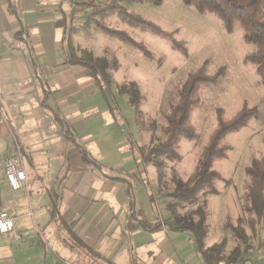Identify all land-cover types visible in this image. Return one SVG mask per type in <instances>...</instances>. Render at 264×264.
<instances>
[{
  "label": "crops",
  "instance_id": "1",
  "mask_svg": "<svg viewBox=\"0 0 264 264\" xmlns=\"http://www.w3.org/2000/svg\"><path fill=\"white\" fill-rule=\"evenodd\" d=\"M88 1L0 0V163L14 153L31 158L29 171L22 162L26 188L15 192L0 164V209L22 237L31 225L15 220L31 218L45 239L38 244L54 252L51 264H205L188 233L151 219L154 192L121 132L124 118L105 82L72 62L68 31ZM140 221L162 223L130 229Z\"/></svg>",
  "mask_w": 264,
  "mask_h": 264
},
{
  "label": "rangeland",
  "instance_id": "2",
  "mask_svg": "<svg viewBox=\"0 0 264 264\" xmlns=\"http://www.w3.org/2000/svg\"><path fill=\"white\" fill-rule=\"evenodd\" d=\"M97 1V0H96ZM111 2L112 0H99ZM88 9L83 12L86 16L91 12L92 2L88 1ZM127 11H132L141 17L159 25L165 31H175V38L185 42L188 50L187 57L170 47L169 41L156 35L128 27L115 15L104 16L101 20L106 27L125 30L137 41L144 43L153 54V60L143 56L138 50L107 36L101 30L85 28V16L76 18L72 25V49L80 56V48L91 52L94 58L112 56L118 61L116 71L109 70V84L105 82V89L114 105L116 112L125 120L122 133H126L132 150L139 160L142 152L163 139L162 129L166 125L165 115L169 106L177 101V93L189 72L198 69L206 63L207 73L213 75L220 68H224V75L215 85H205L200 89L201 102L191 114V124L196 131L193 140L181 139L178 145L179 161H165V183L158 187L154 168L144 166L148 190L154 192V205L152 220H171L170 202L164 196L173 184L171 178L179 177L183 182H188L197 164L199 153L216 125V109L221 108L224 117L230 119L241 108L243 103L248 107L256 108V117L251 118L245 126L229 133L224 142L229 146L226 158L215 161L213 169L218 171L227 182H218L217 195L201 194L200 199L193 204H184L171 207L180 216L196 209L206 203L207 223L209 231L204 241L205 247L213 244H223L222 254L227 257L239 248L240 255L236 262L228 264H264V220L255 214L246 212L243 199L245 184L247 182L244 169L253 157L260 158L264 155V96L259 77L254 66L244 64V55L253 47L246 45L241 36V28L236 23L232 33H226L220 20L213 14L198 13L193 7L183 4L182 0H163L159 6L148 2L123 3ZM85 9V8H84ZM264 10V8H263ZM74 60V59H72ZM134 81L137 83L142 95L140 109L155 120L154 131L142 130L133 114L129 104V96L118 91L120 84ZM5 126V125H4ZM24 168H31L28 152L21 153ZM142 181L143 177L140 176ZM37 179L35 180L36 184ZM39 184V183H38ZM27 198L24 202H27ZM21 202V200H20ZM4 210L5 209H0ZM165 210L168 213L162 214ZM8 212V211H7ZM9 213V212H8ZM10 214V213H9ZM11 215V214H10ZM241 218L240 229L246 234V248L239 243L225 228L229 221L233 226ZM17 223L27 221L31 228L26 227L23 237L12 241L7 236L0 234V264H51L54 252L46 243L38 244L42 234L35 233L31 218L21 217ZM46 234V232H44ZM189 239L193 238L189 234ZM72 245H77L68 235ZM77 249V248H74ZM68 259V258H67ZM218 264H227L226 260Z\"/></svg>",
  "mask_w": 264,
  "mask_h": 264
},
{
  "label": "trees",
  "instance_id": "3",
  "mask_svg": "<svg viewBox=\"0 0 264 264\" xmlns=\"http://www.w3.org/2000/svg\"><path fill=\"white\" fill-rule=\"evenodd\" d=\"M163 0H113L107 5H97L90 7L92 10L85 16L83 26L90 29L101 30L107 36L114 38L136 50L146 58L153 60V54L146 48L143 42L132 38L125 30L106 27L101 20L104 16L115 15L122 23L128 27L138 29L143 32L156 35L169 41L170 47L178 51L182 56L187 57L188 50L185 42L175 38V31H165L156 23L147 20L135 12L127 11L122 4L148 2L159 6ZM183 4L193 7L198 13H210L217 17L226 33H232L236 23L241 28V36L246 45L253 48L243 57L244 64L254 66L255 73L260 79L262 93L264 96V0H182ZM88 5L81 4V7ZM73 30L68 31V46L72 49ZM80 56L71 50L72 62L81 64L89 69L90 74L95 79L100 78L109 84V70L116 71L119 63L114 56L111 59L106 57L94 58L88 50L80 48ZM213 75H209L206 63L198 69L189 72L182 86L177 93V101L169 106L165 115L166 125L162 129L163 139L155 143L148 151L142 152L141 158L145 164L151 165L156 173L158 187L165 183V161H179L181 159L178 152V145L181 139L193 140L196 138V131L191 124V114L201 102L200 89L205 85H215L219 78L224 75V68H220ZM118 91L129 96V104L133 109L138 126L142 130L154 131L156 122L147 117L140 109L142 95L137 83L130 81L120 84ZM256 108L248 107L243 103L237 113L230 119L224 117L221 108L216 109V125L210 133L207 142L203 145L193 174L188 182H183L179 177L171 178L173 186L164 192V196L170 202L171 220H165L164 225L168 229L186 232L193 238L196 253L205 264H218L221 261L228 263L236 262L240 252L236 247L230 255L225 257L222 254L223 244H213L205 247L204 241L207 238L209 225L207 223L206 203H202L191 212L180 216L171 207L184 204H193L200 199L201 194L217 195L219 193L216 185L218 182H227L221 174L213 169L215 161L226 158L229 146L224 142L225 137L245 126L251 118L256 117ZM247 182L245 184L243 199L246 212L255 214L260 220H264V155L260 158L253 157L244 169ZM57 200L51 204V219L57 215ZM237 224L233 226L229 221L225 223V228L230 234L246 248V234L240 229L241 218L237 219ZM162 223V222H161ZM160 221L149 225L138 222L130 229L137 226L147 230H155L161 226Z\"/></svg>",
  "mask_w": 264,
  "mask_h": 264
},
{
  "label": "built area",
  "instance_id": "4",
  "mask_svg": "<svg viewBox=\"0 0 264 264\" xmlns=\"http://www.w3.org/2000/svg\"><path fill=\"white\" fill-rule=\"evenodd\" d=\"M1 169L4 184L13 192L26 188V175L22 168V160L19 153L9 154L2 158ZM0 234L17 241L21 238L15 231L14 218L4 210H0ZM189 243L192 240L188 239Z\"/></svg>",
  "mask_w": 264,
  "mask_h": 264
}]
</instances>
